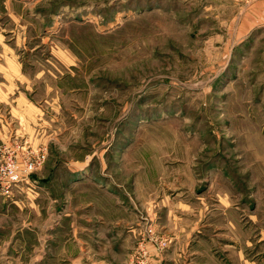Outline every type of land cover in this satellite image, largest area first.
I'll list each match as a JSON object with an SVG mask.
<instances>
[{
    "label": "rangeland",
    "instance_id": "1",
    "mask_svg": "<svg viewBox=\"0 0 264 264\" xmlns=\"http://www.w3.org/2000/svg\"><path fill=\"white\" fill-rule=\"evenodd\" d=\"M11 55L0 264H264V0H0Z\"/></svg>",
    "mask_w": 264,
    "mask_h": 264
},
{
    "label": "built area",
    "instance_id": "2",
    "mask_svg": "<svg viewBox=\"0 0 264 264\" xmlns=\"http://www.w3.org/2000/svg\"><path fill=\"white\" fill-rule=\"evenodd\" d=\"M7 157L0 164V179L2 181L3 188L9 192V190L17 183L22 181L23 173L26 172V177L29 173L33 172L46 159V152L42 150L38 154L27 152L22 164L15 157L16 149H10L8 145L5 146Z\"/></svg>",
    "mask_w": 264,
    "mask_h": 264
},
{
    "label": "crops",
    "instance_id": "3",
    "mask_svg": "<svg viewBox=\"0 0 264 264\" xmlns=\"http://www.w3.org/2000/svg\"><path fill=\"white\" fill-rule=\"evenodd\" d=\"M6 58H7L6 59L7 62H9V67L5 66V67H2V69L0 68V70L5 72V76H7V77L10 76V80L9 81L7 80L8 84L6 83V85L8 86L9 92L10 91L13 92L15 90L14 89V87H15L14 86L15 85L14 82L17 81V80H14V78H15L14 76H16V77H18L20 79V77L23 78L25 75L23 73V69L21 67V64L19 62L18 57L11 55V56H7ZM2 199H3V197H2ZM3 201L5 202L4 199H3ZM41 258H42V256H41ZM37 259H40V258L37 257Z\"/></svg>",
    "mask_w": 264,
    "mask_h": 264
}]
</instances>
